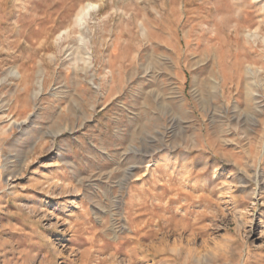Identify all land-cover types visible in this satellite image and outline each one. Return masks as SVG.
<instances>
[{
    "label": "rangeland",
    "instance_id": "374dc122",
    "mask_svg": "<svg viewBox=\"0 0 264 264\" xmlns=\"http://www.w3.org/2000/svg\"><path fill=\"white\" fill-rule=\"evenodd\" d=\"M0 264H264V0H0Z\"/></svg>",
    "mask_w": 264,
    "mask_h": 264
},
{
    "label": "bare ground",
    "instance_id": "6f19581e",
    "mask_svg": "<svg viewBox=\"0 0 264 264\" xmlns=\"http://www.w3.org/2000/svg\"><path fill=\"white\" fill-rule=\"evenodd\" d=\"M89 7H90V6H86L85 9L83 10V13H84V12L86 13L87 10H90ZM86 14H87V13H86ZM133 167H134V166H133Z\"/></svg>",
    "mask_w": 264,
    "mask_h": 264
}]
</instances>
